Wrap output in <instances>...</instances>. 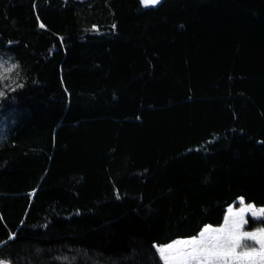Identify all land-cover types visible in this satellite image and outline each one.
<instances>
[{"label": "trees", "instance_id": "16d2710c", "mask_svg": "<svg viewBox=\"0 0 264 264\" xmlns=\"http://www.w3.org/2000/svg\"><path fill=\"white\" fill-rule=\"evenodd\" d=\"M0 64V262L163 264L264 205V0H0Z\"/></svg>", "mask_w": 264, "mask_h": 264}, {"label": "snow or ice", "instance_id": "6c2138e0", "mask_svg": "<svg viewBox=\"0 0 264 264\" xmlns=\"http://www.w3.org/2000/svg\"><path fill=\"white\" fill-rule=\"evenodd\" d=\"M158 2L143 0L145 5ZM239 203L240 211L235 214L232 207L228 208L232 215L224 217L223 227L205 226L190 239H177L165 246H155L163 264H264V232L240 231L241 224L245 222L244 213L251 212L253 206L244 207L243 199ZM260 211L264 213V209Z\"/></svg>", "mask_w": 264, "mask_h": 264}, {"label": "rangeland", "instance_id": "374dc122", "mask_svg": "<svg viewBox=\"0 0 264 264\" xmlns=\"http://www.w3.org/2000/svg\"><path fill=\"white\" fill-rule=\"evenodd\" d=\"M4 68V65H1L0 64V71ZM240 199H243L244 201V207H247L248 205H252L253 208H252V211L251 212H246L244 213V216H243V220L245 221L244 223L241 224L240 226V231L241 232H247V231H252V232H264V227L263 226H255V227H250V224H251V220L250 218H254V219H261L264 217V213H261V209H264V205H257L253 202H248L246 201L243 197H240L238 198V200L229 205L227 207V210L229 207H232L233 209V214L237 213L240 211V208H241V205L239 203ZM226 210V213H225V216H230L232 214H229L228 211ZM224 216V217H225ZM223 224H224V218H223V221L218 224V225H213V224H208L206 226H212L213 228H219V227H223ZM205 227V226H204ZM193 236L191 237H179V238H176L174 239L173 241L177 240V239H190L192 238ZM171 241V242H173ZM171 242H168V243H171ZM168 243H165V244H156L155 246H165L166 244ZM241 243H243V241H241ZM249 243H254L253 241H249ZM257 249H259V245L257 244L256 245ZM237 251H239V249H237ZM0 264H14L10 261H7V260H4V261H1Z\"/></svg>", "mask_w": 264, "mask_h": 264}]
</instances>
